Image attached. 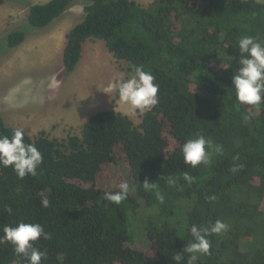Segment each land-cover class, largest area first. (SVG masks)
Listing matches in <instances>:
<instances>
[{
    "label": "trees",
    "instance_id": "trees-1",
    "mask_svg": "<svg viewBox=\"0 0 264 264\" xmlns=\"http://www.w3.org/2000/svg\"><path fill=\"white\" fill-rule=\"evenodd\" d=\"M13 1L28 5L27 22L35 29L48 28L82 3L84 19L67 34L64 71L76 70L86 41L103 40L117 60L129 64L130 72L142 66L154 75L159 104L142 115L139 126L121 112H98L83 124L80 137L63 141L44 130L35 138L24 130V142L34 143L43 160L37 175L24 179L0 166V235L7 224L40 223L51 235L36 244L47 254L42 264H176L173 258L183 254L192 225L208 227L222 220L229 230L208 237L210 254L197 264H264V101L259 110L241 104L232 88L239 39H264V3ZM3 39L0 56L24 43L26 33L15 29ZM16 128L0 112V135L11 137ZM166 132L176 142L173 150ZM197 135L222 145L223 154L214 155L207 166L191 168L184 164L181 148ZM117 148L133 180L128 198L118 206L102 197L119 189L97 185L103 167L118 164ZM185 172L194 178L191 185L183 179ZM168 178L176 184L170 185ZM145 181L156 182L163 204L155 191L144 189ZM42 196L50 200L49 207L41 206ZM133 220L147 241L156 244L155 255L130 247L137 240L130 232ZM14 263L27 261L13 245L0 243V264Z\"/></svg>",
    "mask_w": 264,
    "mask_h": 264
},
{
    "label": "rangeland",
    "instance_id": "rangeland-1",
    "mask_svg": "<svg viewBox=\"0 0 264 264\" xmlns=\"http://www.w3.org/2000/svg\"><path fill=\"white\" fill-rule=\"evenodd\" d=\"M27 1L33 5L49 0ZM136 1L148 6V0ZM28 14V5L0 0V49L4 45L3 38L10 31L22 29L26 33L24 43L0 56V112L5 122L26 130L33 138L44 130L50 138L60 141L69 136L80 137L83 124L90 116L102 111L121 112L139 126L142 115L138 112L133 115L128 106L121 105L116 93L110 97L101 92L113 78L126 79L131 73L129 64L117 60L103 40L86 41L76 70L72 73L64 71L63 52L67 34L84 19L83 4L73 6L46 29L32 28L27 22ZM166 138L170 150H173L176 142L168 132ZM117 154L118 164L103 167L98 187L115 189L125 180L132 183L128 163L119 148ZM140 203L143 206V201ZM130 232L137 236L131 248L148 255L156 254V244L147 241L137 221H132Z\"/></svg>",
    "mask_w": 264,
    "mask_h": 264
},
{
    "label": "clouds",
    "instance_id": "clouds-1",
    "mask_svg": "<svg viewBox=\"0 0 264 264\" xmlns=\"http://www.w3.org/2000/svg\"><path fill=\"white\" fill-rule=\"evenodd\" d=\"M264 3V0H260ZM240 58L239 67L233 76V87L237 100L244 105L260 109L264 101V39L258 36H243L238 41ZM232 58L229 57L230 61ZM222 61V60H221ZM223 62L224 67L225 62ZM227 68V67H226ZM111 97L116 93L121 105L128 106L130 112L143 115L150 112L159 104V84L155 83V77L150 71H145L142 66H136L129 73L128 78L116 77L102 87V91ZM25 131L16 128L11 137L0 135V166L11 167L18 178L24 179L28 176H36L42 164L43 156L34 143H25ZM183 162L186 166L197 168L200 165H209L214 155L223 154V146L214 144L210 138L197 135L187 139L181 148ZM235 170V169H233ZM183 179L189 185L194 178L188 173L183 174ZM170 185H175L173 178H168ZM143 187L146 191H155L156 199L161 204L165 196L157 190V184L145 181ZM118 191H106L103 200L108 204L120 205L130 193V184L125 180L118 185ZM210 201L215 197H209ZM41 206H50V200L46 196L41 198ZM12 213V209H7ZM229 230V224L216 220L208 227L192 225L190 228L191 240L183 249V254L174 256L176 264H183L187 254V264H197L202 256L210 254V235H222ZM3 235H0V243H10L14 247L17 256L23 257L27 264H42L47 254L41 251L36 244L41 238L51 239L50 233L45 232L40 223L19 222L15 226L4 225Z\"/></svg>",
    "mask_w": 264,
    "mask_h": 264
},
{
    "label": "crops",
    "instance_id": "crops-1",
    "mask_svg": "<svg viewBox=\"0 0 264 264\" xmlns=\"http://www.w3.org/2000/svg\"><path fill=\"white\" fill-rule=\"evenodd\" d=\"M134 1H136V0H134ZM150 1V2H149ZM153 0H148V5L152 2ZM137 3H141V1L139 2V1H136ZM142 5V4H141Z\"/></svg>",
    "mask_w": 264,
    "mask_h": 264
}]
</instances>
